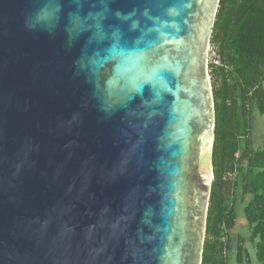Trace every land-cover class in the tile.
<instances>
[{"label": "water", "instance_id": "water-1", "mask_svg": "<svg viewBox=\"0 0 264 264\" xmlns=\"http://www.w3.org/2000/svg\"><path fill=\"white\" fill-rule=\"evenodd\" d=\"M219 0H0V264H201Z\"/></svg>", "mask_w": 264, "mask_h": 264}, {"label": "trees", "instance_id": "trees-1", "mask_svg": "<svg viewBox=\"0 0 264 264\" xmlns=\"http://www.w3.org/2000/svg\"><path fill=\"white\" fill-rule=\"evenodd\" d=\"M221 65L210 69L214 104L212 172L201 264H228L235 204L264 264V146L254 148L251 115H264V0H219L210 36ZM239 238L235 261L248 263ZM246 258L243 260V255Z\"/></svg>", "mask_w": 264, "mask_h": 264}, {"label": "rangeland", "instance_id": "rangeland-1", "mask_svg": "<svg viewBox=\"0 0 264 264\" xmlns=\"http://www.w3.org/2000/svg\"><path fill=\"white\" fill-rule=\"evenodd\" d=\"M210 82H211V78H210ZM263 86H264V81H263ZM250 121H251V129H252L251 131L252 146L254 148H261L264 146V115H260L255 109H252V115ZM243 205L244 204H241L239 201H237V203L235 204L237 215L243 212L242 210ZM237 224L238 222L236 221V226L233 227L234 229L232 228L230 230L231 237H233V239L236 238V236L234 235V230L236 229V231L240 233V230L243 227L242 225L237 226ZM244 229L246 230L247 228L244 227ZM234 257H235L234 253L229 255L228 264H237Z\"/></svg>", "mask_w": 264, "mask_h": 264}, {"label": "crops", "instance_id": "crops-1", "mask_svg": "<svg viewBox=\"0 0 264 264\" xmlns=\"http://www.w3.org/2000/svg\"><path fill=\"white\" fill-rule=\"evenodd\" d=\"M236 221L238 222L237 226H240L242 225V229L240 230V233H238L236 231V229L234 230V235L236 236L235 239H233V237H231V232H230V238H231V242H232V253H234L235 255V249H236V246L238 245V241H239V238H242L244 239V242H242V247H243V251L247 254V259H248V263H246L245 261H243L241 264H256L257 261L255 259V250L252 246V244L250 243V241L248 240V237H249V227L247 225V221L243 215V212L239 215H237V219ZM236 226V224H235ZM244 227H246L247 229L245 230ZM234 229V228H233ZM231 253V254H232ZM246 258V255L244 254L243 255V260ZM235 259V257H234Z\"/></svg>", "mask_w": 264, "mask_h": 264}, {"label": "built area", "instance_id": "built-area-1", "mask_svg": "<svg viewBox=\"0 0 264 264\" xmlns=\"http://www.w3.org/2000/svg\"><path fill=\"white\" fill-rule=\"evenodd\" d=\"M221 57L219 54L218 45L215 43H209L207 49V66H208V74H209V67L210 69L221 65Z\"/></svg>", "mask_w": 264, "mask_h": 264}]
</instances>
